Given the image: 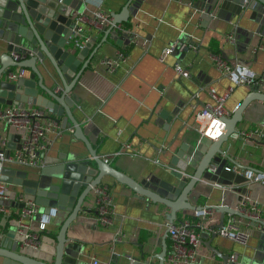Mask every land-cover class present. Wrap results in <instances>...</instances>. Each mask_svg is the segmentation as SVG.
Here are the masks:
<instances>
[{
    "label": "crops",
    "instance_id": "crops-1",
    "mask_svg": "<svg viewBox=\"0 0 264 264\" xmlns=\"http://www.w3.org/2000/svg\"><path fill=\"white\" fill-rule=\"evenodd\" d=\"M124 4V0H85L80 12L93 16L101 11L112 16L113 12H120ZM197 5L198 2L193 3L192 0H143L130 16V29L120 24L129 36L119 38L117 34L110 33L97 50L94 49L102 42L109 27L85 25L82 31V36L95 38L88 56L92 52L95 54L83 73L79 87L73 91L79 96L73 114L84 128L92 127L93 130L89 131L95 139L94 147L98 154L137 181L151 176L174 183L179 181L171 175L167 165L183 144L189 145L190 152L198 145L201 136L195 113L214 102L209 86L223 94L232 84L217 68L213 53L221 54L230 61L248 64L258 73L256 84H260L264 92V36L256 21V12L245 7L239 15L229 9L222 16H214ZM132 37L136 42L131 41ZM173 44L176 45L174 53L161 61V51ZM6 47L7 42L0 38V67ZM119 50L126 51L124 60L119 58ZM20 56L23 57L22 54ZM105 58L116 61L114 69L102 64ZM84 62H81L78 70ZM176 63L188 67L190 76L179 77ZM38 65L45 71V85L59 89V84L55 82L58 75L53 65L48 60ZM12 69L18 71L20 68ZM30 74L31 69L26 68L24 76ZM253 86L255 84L234 88L226 100L228 116L240 107ZM40 93L50 98L43 89H40ZM6 106L0 105V109ZM45 110L60 121V133L57 130L49 133L50 144L42 154L41 165L33 168L16 164L7 166L27 171L30 179L36 180L41 176L44 183L50 185L58 182V177L63 175L64 163L89 159L90 155L85 143L75 136L69 118L67 126H63L67 115L58 116L47 108ZM162 113L174 116L172 122L162 117ZM0 126L6 125L0 121ZM241 133L250 135L251 139H245ZM222 148L229 158L219 156L218 166L212 164V167H218L217 172L199 182L190 195V201L196 206L215 208L213 225L220 222L222 215L216 207L236 210L243 197L249 195L250 205L264 220V185L250 182L244 176V170L248 167L264 169V101L254 100L245 108L236 133ZM201 157L202 153H196L188 170L190 174H193ZM91 160L90 165L95 166ZM101 185H108L112 194L111 224L104 226L97 218V194L94 188L85 198L82 210L68 230L70 237L82 243L84 253L80 256L81 264H94L95 261L97 264H119L129 255L140 256L142 251L152 255L148 256L151 264H159L155 255L162 252L164 243H167L168 254L172 247L168 232L169 209L136 193L111 176H105ZM84 188H81L79 195ZM7 189L8 198L2 203L11 208L14 214L1 216L0 232L6 237L15 229L14 240L18 241L21 253L52 262L59 231L70 212H58L49 229L41 232L38 248L23 247L17 234L19 224L16 220L22 209L20 197L24 194L23 187L7 183ZM26 198L31 199L29 195ZM4 217L7 221L2 224ZM229 217L230 213H225V221ZM186 218L194 219L193 210L178 211L174 223ZM27 223L32 229L38 228L37 217L28 219ZM243 226L249 235L246 244L221 235L212 240L211 245L218 249L219 254L205 243L213 238V231L204 230L192 264H224L222 256L231 257L233 254H237L238 258L236 262L230 261V264H264V227L246 220ZM49 233L56 235V238ZM168 254L165 264H173L168 261Z\"/></svg>",
    "mask_w": 264,
    "mask_h": 264
},
{
    "label": "water",
    "instance_id": "water-1",
    "mask_svg": "<svg viewBox=\"0 0 264 264\" xmlns=\"http://www.w3.org/2000/svg\"><path fill=\"white\" fill-rule=\"evenodd\" d=\"M125 4L120 12L112 13V24L105 32L102 42L96 49L106 41L110 33H115L119 38H124L126 33L120 24L127 22L140 7L143 0H124ZM198 2V7L206 9L215 16H222L225 10L231 9L233 14L239 15L246 7L256 12V21L262 29L264 36V0H192ZM85 0H0V38L7 42L6 51L1 56L0 67V105L11 106L27 104L45 107L58 116L67 115L64 118L63 126H67L70 119L73 125L75 136L82 140L89 152V159L68 160L64 163V173L58 177V182L46 185L44 179H30L25 170L5 166L2 170L1 179L8 184H16L23 187V193L29 195L41 207L42 211L50 208H57L59 211H69L70 214L64 221L59 231L58 244L55 253L52 255V262L39 260L27 253L18 250V241H15L16 230H11L6 237L0 235V264H81L82 243L68 235L70 225L76 220L83 208L85 198L91 191L101 184L105 176H111L116 181L126 184L133 191L141 194L155 203H161L169 209L167 218L174 223L178 211L195 210L202 206H196L190 201V195L201 180L209 174L216 173L218 159L229 158V155L222 148L225 142L236 133L237 125L243 120L245 108L254 100L264 101V92L260 84L253 86L251 92L243 100L240 107L231 115L226 116L225 130L222 136L215 140L206 137L199 139V143L190 152L189 145L183 144L180 149L172 155L168 171L179 181L171 182L165 178L151 176L142 181H137L125 172L117 169L111 161L105 160L98 154L94 147L95 139L89 129L84 128L73 114V107L79 102V96L73 93L79 87L83 73L87 69L93 55L88 56L90 49L95 44V38L90 37L83 47L76 46L74 40L77 37L74 28L76 25V14L80 12ZM233 16V15H232ZM22 54L20 61L15 60L14 54ZM30 55V57H28ZM86 56H88L87 59ZM48 60L54 67L58 79L59 89H52L45 85V71L38 65ZM85 61L78 70L82 61ZM14 67L30 68L29 76H21L12 79L10 73ZM43 67V66H42ZM43 89L50 98L40 93ZM168 122H172L174 116L161 115ZM1 121V120H0ZM6 139V147L19 149L20 134L9 130L6 126H0L1 140ZM0 147V152L2 151ZM196 153H202L193 174L189 173ZM90 159L96 166L90 165ZM63 168V167H62ZM190 176L188 180L187 177ZM85 187L81 194L80 190ZM22 203V208L25 206ZM222 213L220 222L211 226L213 238L205 242L214 252L219 254L216 247L212 246V240L219 233L218 230L224 225L225 213L239 215L251 220L252 224H261L264 227V220L254 219L242 213L240 210L228 209L229 207H216ZM7 218L2 219V224ZM15 239V240H14ZM14 240V241H13ZM168 254L167 243L158 255L159 264H165ZM146 252L142 251L140 256H127L126 260L119 264H151ZM224 264H230V256H222ZM232 262V261H231Z\"/></svg>",
    "mask_w": 264,
    "mask_h": 264
},
{
    "label": "built area",
    "instance_id": "built-area-1",
    "mask_svg": "<svg viewBox=\"0 0 264 264\" xmlns=\"http://www.w3.org/2000/svg\"><path fill=\"white\" fill-rule=\"evenodd\" d=\"M214 15V14H213ZM215 16V15H214ZM113 17L105 12L98 11L93 16L86 12L76 14V25L74 31L77 35L74 42L76 46L83 47L89 37L82 36L85 25L106 28L112 24ZM133 38V37H132ZM133 43L136 39L131 40ZM176 45L165 47L159 57L161 61L174 53ZM119 58H126V51L119 50ZM15 60L20 61L22 56L14 54ZM213 60L219 70H221L231 81L228 90L223 93H217L215 87L209 86L208 90L213 97L214 102L206 104L202 109L195 113V121L200 138L206 137L215 140L222 136L225 130V117L228 116L226 100L235 87L240 85H254L258 83V73L241 61H230L221 54L213 53ZM102 64L114 69L116 61L111 58H105ZM175 69L179 77H189L188 67L175 64ZM25 75V68L10 73L12 79H17ZM0 120L3 121L9 130L20 134L21 146L19 149H9L6 147L7 141L1 140L2 151L0 152V218L2 215L12 216L14 213L11 208L6 207L2 202L8 198L7 183L1 179L2 170L7 165H20L23 167H38L42 163V154L47 150L50 139L49 133L57 130L60 133V121L56 117L50 116L45 108L35 105H11L0 109ZM245 139H251L246 133H241ZM244 176L250 182H258L264 185V169L248 167L244 170ZM97 194L95 211L99 222L108 226L112 222V194L108 185H98L95 187ZM25 206L20 210L16 217L19 224L17 234L21 237L23 247L38 248L41 241V232L49 229L51 223L58 214L57 208H50L48 211H42L41 207L33 200L27 199L25 194L20 197ZM245 215L254 219H259L260 215L254 206L250 205V196L245 195L237 208ZM215 208L203 205L199 209L193 210V218H186L180 223H168V232L172 241V247L168 254V261L173 264H192L197 256V249L202 242V232L211 229V222L215 219ZM37 217L38 228L32 229L28 219ZM250 221L239 215H232L224 222V225L218 230L219 235L246 244L249 240L246 227L243 225ZM253 223V222H252ZM263 226L261 224H257ZM1 234V232H0ZM1 236V235H0ZM237 254L230 257V261L236 262ZM94 264H97L95 261Z\"/></svg>",
    "mask_w": 264,
    "mask_h": 264
},
{
    "label": "trees",
    "instance_id": "trees-1",
    "mask_svg": "<svg viewBox=\"0 0 264 264\" xmlns=\"http://www.w3.org/2000/svg\"><path fill=\"white\" fill-rule=\"evenodd\" d=\"M123 25L125 26V28L130 29V26H131L130 20H128L127 22H124ZM132 44H133V43H132ZM132 44H131V45H132ZM95 166H96V165H95ZM46 231H47V230H46ZM46 231H43V232H46ZM48 235H50V236L56 238V235H54V234H52V233H49Z\"/></svg>",
    "mask_w": 264,
    "mask_h": 264
}]
</instances>
